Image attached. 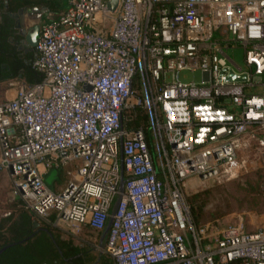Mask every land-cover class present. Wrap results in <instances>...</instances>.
Returning <instances> with one entry per match:
<instances>
[{"label":"built area","instance_id":"1","mask_svg":"<svg viewBox=\"0 0 264 264\" xmlns=\"http://www.w3.org/2000/svg\"><path fill=\"white\" fill-rule=\"evenodd\" d=\"M110 1L69 0L41 27L42 81L0 101V168L14 194L53 225L103 231L123 161L105 247L115 264H264V229L197 227L184 193L187 179L218 176L241 137L264 130V0ZM238 46L245 66L228 54ZM183 69L204 81L181 82ZM231 70L247 79L227 81ZM138 106L152 144L143 126L129 127ZM72 164L69 183L49 188L44 171Z\"/></svg>","mask_w":264,"mask_h":264},{"label":"rangeland","instance_id":"2","mask_svg":"<svg viewBox=\"0 0 264 264\" xmlns=\"http://www.w3.org/2000/svg\"><path fill=\"white\" fill-rule=\"evenodd\" d=\"M59 9L70 5L69 0H57ZM228 54L239 66H245L244 48L229 49ZM172 78L168 75V79ZM183 83H202L204 74L201 69H183L177 75ZM28 86L24 79H12L0 83V101L12 97L16 90ZM254 93L260 92L259 87L252 88ZM258 132H261L260 134ZM264 134L255 130L241 137V149L235 162L218 176L209 180L199 177L187 179L184 193L189 206L200 217L199 224L222 229L231 225L243 223L248 231L264 229ZM72 170L73 164L64 167ZM67 175V173L65 172ZM65 175V176H66ZM61 177L57 168L48 170L44 181L52 190L66 186L68 175ZM64 182V183H63ZM63 184V185H62ZM16 197L12 188L10 173L0 168V219L8 213V203ZM192 199V201L190 200ZM62 231L63 236L73 240L75 245L91 247L104 251L100 238L103 231H97L89 226L74 227L70 225H53ZM95 249V250H94Z\"/></svg>","mask_w":264,"mask_h":264},{"label":"trees","instance_id":"3","mask_svg":"<svg viewBox=\"0 0 264 264\" xmlns=\"http://www.w3.org/2000/svg\"><path fill=\"white\" fill-rule=\"evenodd\" d=\"M25 3H31V0H9L12 10ZM4 10L5 0H0V83L24 79L28 86L34 85L43 79V74L33 65L35 50L24 52L17 49L11 41L13 21ZM131 115L134 118L128 122L129 127L143 126L152 144V126L148 110L138 106ZM258 130L264 134V130ZM57 169L62 178L67 179L68 175L67 185L71 179L70 169ZM190 213L194 225L201 226L200 217L192 207ZM106 239L107 237L101 245L104 249ZM4 247L5 250L0 254V264H64L66 257L78 254L80 256L76 261L79 264H115L114 258L105 250L98 249L93 253L91 247L75 245L72 239L64 237L62 231L55 228L51 222L32 212L20 197L8 203V213L0 219V250Z\"/></svg>","mask_w":264,"mask_h":264},{"label":"flooded vegetation","instance_id":"4","mask_svg":"<svg viewBox=\"0 0 264 264\" xmlns=\"http://www.w3.org/2000/svg\"><path fill=\"white\" fill-rule=\"evenodd\" d=\"M45 3H48V5ZM53 7L54 5L52 2H47V0H32L31 3H25L17 10H12L11 6H9V0H5V10L3 12L8 13L10 19L13 21V35L11 41L18 50L24 52L31 51L28 50L29 45L27 44L26 37L33 33L36 28L40 36L41 27L45 22L44 13L46 14V12L43 11H50ZM1 14L0 12V22L2 21ZM79 256L78 254L66 257L64 264H79L76 261Z\"/></svg>","mask_w":264,"mask_h":264},{"label":"water","instance_id":"5","mask_svg":"<svg viewBox=\"0 0 264 264\" xmlns=\"http://www.w3.org/2000/svg\"><path fill=\"white\" fill-rule=\"evenodd\" d=\"M118 4V0H111L109 2V8L111 10H114L116 8ZM38 36H39V32L37 31V28L35 29V31L31 34H29L27 37H26V41H27V44L29 45V49L28 50H34L36 45H37V42H38ZM247 79V76L245 74L243 75H240V74H236L234 71H230V73L228 74L227 76V81H245ZM125 182H126V178H125V173H124V163L122 161L121 163V183H120V186H119V194L117 196V199L114 203V206H113V209H112V215L107 223V226L106 228L103 230V233H102V236L100 238V243L101 245L103 244L105 238L107 237L108 233H109V230L111 228V225L113 223V217H114V214L116 213V210L120 204V201L122 199V195L124 193V190H125ZM37 226V223L35 224ZM50 235L51 237H53V234L52 232H50ZM6 247L2 248L0 250V254L5 250Z\"/></svg>","mask_w":264,"mask_h":264},{"label":"crops","instance_id":"6","mask_svg":"<svg viewBox=\"0 0 264 264\" xmlns=\"http://www.w3.org/2000/svg\"><path fill=\"white\" fill-rule=\"evenodd\" d=\"M32 1V0H31ZM47 2H52V4L54 5V7L50 10V11H43V12H46V14L44 13V19H45V22L44 24L46 23H50L52 21H54L55 19H57L59 17V15L64 12L66 9H59V5H58V1L57 0H47ZM46 5H48V3H45ZM19 8V7H18ZM17 8V9H18ZM16 9V10H17ZM29 23V22H28ZM47 171H44V177H45V174H46ZM66 179V178H65ZM64 183V182H63ZM63 185V184H62ZM65 185V184H64ZM61 186L59 189H57L56 191H60L62 190L65 186Z\"/></svg>","mask_w":264,"mask_h":264}]
</instances>
